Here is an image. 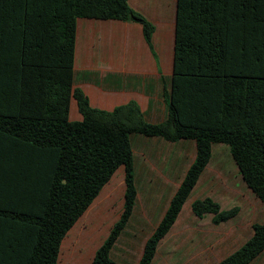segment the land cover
Returning <instances> with one entry per match:
<instances>
[{"label":"trees","instance_id":"1","mask_svg":"<svg viewBox=\"0 0 264 264\" xmlns=\"http://www.w3.org/2000/svg\"><path fill=\"white\" fill-rule=\"evenodd\" d=\"M153 26L127 0H0V236L17 264H56L68 231L123 168V204L91 264H115L110 250L134 208L131 135L195 142V159L138 264H151L215 144L225 145L246 187L264 207V0H176L167 118L148 124L135 102L107 112L72 87L76 19ZM81 120L69 121V101ZM28 171V174H27ZM28 210V211H27ZM192 213L218 224L238 209L209 198ZM218 264H249L264 250V223ZM17 244V245H16Z\"/></svg>","mask_w":264,"mask_h":264},{"label":"crops","instance_id":"2","mask_svg":"<svg viewBox=\"0 0 264 264\" xmlns=\"http://www.w3.org/2000/svg\"><path fill=\"white\" fill-rule=\"evenodd\" d=\"M127 4L153 26L151 47L144 41L139 23L76 19L72 87L85 95L91 108L110 112L132 101L146 123H163L167 118L172 78L176 0H127ZM68 119L81 120L73 98L69 101ZM130 143L136 199L124 230L110 250V259L115 264H138L147 238L161 221L196 154L195 142L188 139L168 142L159 137L131 135ZM216 149L217 154L211 149L210 160L191 195L168 233L159 241L151 264H218L251 237L252 225L237 220V215L214 224L212 214L198 218L191 211V204L204 198L218 204L222 211L232 209L224 207V199L220 201L219 195L228 196V192L215 186L216 177L220 179L224 174L223 159H227L233 169L238 171V168L228 159L227 148L223 153L224 146ZM116 172L122 177L116 179L113 175L103 189L109 186L106 204H109L108 198L117 195L119 218L124 193L123 168ZM121 183L123 189H118ZM103 189L61 241L56 264H91L95 251L109 232L98 242L95 233L97 211L100 210L93 212V209ZM250 192L245 193L250 197ZM236 204L240 205H233ZM86 223L88 230L82 231L81 227ZM86 241L83 258L81 245ZM5 243L0 236V264H17L23 259L22 254L17 247L7 251ZM263 260L264 250L249 264Z\"/></svg>","mask_w":264,"mask_h":264},{"label":"rangeland","instance_id":"3","mask_svg":"<svg viewBox=\"0 0 264 264\" xmlns=\"http://www.w3.org/2000/svg\"><path fill=\"white\" fill-rule=\"evenodd\" d=\"M222 144H215L213 145L212 149L216 152L215 148L217 146H220ZM224 149H222V153L226 151L225 145ZM228 159L234 166V161L232 160L230 154L228 153ZM224 165H223V176L222 178L216 177L218 179V182H216L215 186L220 187V190L222 192H228L227 194L219 195V199H224V203L226 204L224 207L226 209L232 208H237V220H241L242 222H246L248 226H251L252 224H263L264 223V207L262 203L255 197L253 193L250 191H247L248 189L245 187L244 182L242 181L241 175L239 176L236 169H233L230 167V164L227 159H223ZM240 174V173H239ZM113 177L121 178L122 175L119 172H115ZM115 179V180H116ZM123 179V178H122ZM111 181V180H110ZM109 181V182H110ZM108 182V183H109ZM114 187V186H112ZM121 187L123 189V184L121 183V186H118V189ZM109 186L107 188L105 187L103 189V193L101 194V197L98 199V204L96 207L93 209V212L100 210L102 211L101 215L99 216V212L97 211L98 214V220L96 221L97 228H96V239L98 242L102 241V239L105 237L106 233L109 231L111 228V224L118 218V199L116 196L113 199L108 198L109 204L105 203V195L106 191L108 190ZM117 189V190H118ZM108 192V191H107ZM245 192H250V197L246 195ZM232 194L233 197H232ZM235 203H240V205L234 206ZM234 204V205H233ZM93 216V214H92ZM92 221V217H91ZM89 224L86 223L84 226L81 227V230H88ZM83 234V233H82ZM87 241L82 243L81 245V256L84 258L86 255V249L85 247L87 246ZM99 244V243H98ZM258 264H264V260L261 261Z\"/></svg>","mask_w":264,"mask_h":264}]
</instances>
